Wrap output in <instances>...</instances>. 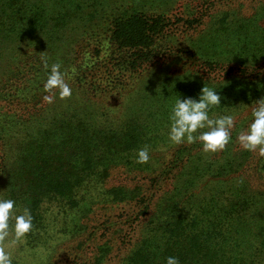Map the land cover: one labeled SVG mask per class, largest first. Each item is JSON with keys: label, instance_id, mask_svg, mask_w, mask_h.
I'll return each instance as SVG.
<instances>
[{"label": "trees", "instance_id": "obj_1", "mask_svg": "<svg viewBox=\"0 0 264 264\" xmlns=\"http://www.w3.org/2000/svg\"><path fill=\"white\" fill-rule=\"evenodd\" d=\"M105 1L0 0V51L15 47L2 89L16 84L17 98L33 101L40 94V102L50 94L43 90L47 59L61 63L73 90L26 119L0 116L2 138L25 137L11 178L12 198L34 218L27 245H42L52 232L81 234L96 205L140 200L136 216L146 220L121 264H165L168 256L180 264H264V189L255 188L241 168L247 165L242 158L257 152L236 141L254 101L264 97V7L249 17L222 14L187 47H174L178 69L162 66L155 82L140 87L139 101L120 115L99 102L124 88L121 74L132 76L157 54L167 7L179 0H140L143 9L126 10L120 0ZM24 49L31 54L20 56ZM102 63L117 70L106 82L95 77ZM205 85L221 96L210 115H235L232 141L216 153H204L198 142L172 145L167 139L176 99L198 98ZM10 93H4L8 102L23 103ZM145 145L150 160L138 164L136 150ZM113 167L164 177L171 188L152 212L145 195L120 197L121 188L104 187ZM109 251L101 245L95 263L104 264Z\"/></svg>", "mask_w": 264, "mask_h": 264}, {"label": "rangeland", "instance_id": "obj_2", "mask_svg": "<svg viewBox=\"0 0 264 264\" xmlns=\"http://www.w3.org/2000/svg\"><path fill=\"white\" fill-rule=\"evenodd\" d=\"M119 3L120 8L124 10L137 7L143 9L142 4L140 6V0H120ZM109 5L111 6V3ZM263 7L264 0L177 1L173 6L167 7V9L170 8L166 17L167 24L161 35L163 39L158 42L161 44L157 45L160 48L157 54L145 68L141 69L142 72L139 67V70L132 76L121 74L120 79L123 81L124 88L111 91V93H108L107 98H104L99 104L106 105L107 108L117 111L120 115L125 114L130 109L131 104L139 101L140 87L155 82L162 66L169 64L166 66L178 69L180 64L174 63L171 57L173 56L172 52H176L174 47H187L190 40L195 41L214 20L224 14L249 17L253 16L257 9ZM152 9L158 11L156 7ZM261 17V24L264 25V12H262ZM85 18L89 19L87 13H85ZM72 36L75 37V33H72ZM12 48L14 49L15 47ZM11 49L9 47L3 53L0 51V81L5 82L7 80L9 72L7 69L15 64L9 58L12 53ZM31 51V49H24L20 56L29 55ZM104 52H102L101 56ZM116 72L117 70H114L112 66L102 63L95 77L97 81L104 80L106 82L109 81L107 77L116 75ZM7 90L11 92L8 95H14L11 99L20 100L23 103L8 102L6 99L10 96L6 97L4 94ZM17 92L19 91L16 84H9L5 90L0 85V116L5 117L10 114L13 117L24 116L26 119L31 112L42 108L44 103L47 104L43 98H40L38 103L35 101L40 97V94L33 101H24L22 97L17 98ZM42 100L43 102L41 103ZM7 103H9V108H2ZM4 136L6 137V135ZM21 138L14 135L5 139L0 136V197L12 198V193H14L15 188L14 190L12 189L11 170L17 166L16 160L20 156L18 155L19 147L24 143L25 139L23 134ZM245 158L247 165L241 167L242 174L250 180L255 188L264 189V156L261 158V155L257 152L252 157L249 155L247 157L244 156L242 158L243 161H245ZM109 173L105 188H121L124 194L120 197L133 193L137 196V200L141 197L140 193L145 195L154 203L149 206L152 212L162 195L171 188L169 179L159 178L155 174L147 172L130 171L124 167H113ZM136 213H140V200L137 202L115 201L96 205L89 217L82 221L81 234L78 233L79 235L67 237L52 232L50 237L44 235L42 245L40 244L37 247H30L27 245V239H25L14 250V264H96L95 256L98 254L99 247L104 244H107L110 249L109 252H105L106 261L104 264H121L123 259L129 254V248L139 239L140 227L146 220V217H137ZM50 219L52 221L57 220L56 217L52 216ZM59 220L61 227L63 225L67 226V223L64 224L63 219L59 218ZM52 224L54 225V222Z\"/></svg>", "mask_w": 264, "mask_h": 264}, {"label": "clouds", "instance_id": "obj_3", "mask_svg": "<svg viewBox=\"0 0 264 264\" xmlns=\"http://www.w3.org/2000/svg\"><path fill=\"white\" fill-rule=\"evenodd\" d=\"M47 78L43 83L46 103L72 96L68 83L71 79L62 70L59 62L49 64L43 59ZM221 104V96L215 87L205 85L198 98L178 97L168 117L167 139L172 145L199 143L204 153L222 151L232 141L235 115L211 116L210 109ZM239 146L249 152L264 156V97L254 101L251 120L246 128L236 134ZM136 163L146 164L150 160L149 146L136 150ZM33 215L28 207L19 208L13 198L0 197V264H14V250L18 248L33 229ZM165 264H180L175 256H168Z\"/></svg>", "mask_w": 264, "mask_h": 264}]
</instances>
